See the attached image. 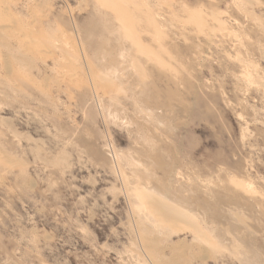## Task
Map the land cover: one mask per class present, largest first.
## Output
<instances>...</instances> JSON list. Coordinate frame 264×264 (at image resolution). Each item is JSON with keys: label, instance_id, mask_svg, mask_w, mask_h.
<instances>
[{"label": "rangeland", "instance_id": "374dc122", "mask_svg": "<svg viewBox=\"0 0 264 264\" xmlns=\"http://www.w3.org/2000/svg\"><path fill=\"white\" fill-rule=\"evenodd\" d=\"M0 1L8 5L0 26L14 27L0 33V264H264V0L128 2V24L152 58L147 81L166 59L176 81L168 74L157 85L183 95L168 115L161 97L171 126H157L159 135L136 112L132 91L115 104L98 79L110 63L100 60L102 32L113 45L108 30L120 25L112 11L94 10L92 0ZM26 30L35 40L45 33V42L31 43L37 55L21 47ZM129 55L120 62L137 91ZM143 120L152 136L137 127ZM148 136L158 137L153 149ZM159 143L173 166L170 185L206 200L208 213L197 217L210 242L192 229L163 228L140 204L136 191L152 192L155 178L169 175L151 166L139 180L130 162L159 152Z\"/></svg>", "mask_w": 264, "mask_h": 264}, {"label": "bare ground", "instance_id": "6f19581e", "mask_svg": "<svg viewBox=\"0 0 264 264\" xmlns=\"http://www.w3.org/2000/svg\"><path fill=\"white\" fill-rule=\"evenodd\" d=\"M93 1V5H94V10H99L100 11V9H102L103 11L105 10V9H107V10H110V12L112 11L113 13H114V15H115V17H114V19L115 20H117L118 22H119V24L120 25H118V27L116 28V27H114V28H112V30H108L109 31V33H111L110 34V36L111 35H113V34H115L116 36H117V39H116V41L114 42L115 44H113V45H111V42H112V38L110 39L108 36H105V34H103L104 32H102V39H101V43H102V45L101 46H99V48H101V52L99 53V54H101V59L100 60H107L108 59V61L110 62H108L109 64H107V63H105V65H104V68H103V71H102V73H98V79L101 81V83L106 87V88H108V93H109V90L111 91V94L113 95H111L112 96V101L115 103V104H117L118 102V104H120V99L117 97V96H119L120 94H122V93H125L126 94V92H128V91H132L133 93H131V99L135 102V108H136V112H139L138 114L139 115H143V114H145L144 116H150L151 117V119H152V122L151 121H147V122H149L150 123V125L152 124V126H153V124H154V126H156V132H157V126L158 127H160V126H162L163 125V128H162V130L164 131V129L166 130L167 128H168V130H169V128H170V124H167L170 120L168 119H166V121H167V123L165 124V116L167 117V115H168V111L166 112V110L165 109H169V107L168 106H170V105H172V103H174V102H176L175 100H177V99H179V101H182V99H181V96L180 95H182L180 92H179V90L180 89H178V90H174L172 87H168V88H165V89H163L162 87H160V86H158L157 85V83H158V81H160V79H162L164 76L166 77L168 74V76H169V78H172L173 79V77H170L171 75H170V73H169V71L166 69L167 67H166V64H167V62L166 63H164L165 61L164 60H166V59H161L160 58V56L159 55H157L161 60H163V64H162V62L160 63L159 62V59L157 60L158 61V63L156 64V62L154 61L156 58H154V60H153V63L155 62V64H154V67H151L150 68V71H149V73H151L152 74V82L151 83H149L148 81H147V76L145 75L146 74V69L148 68L147 66H149V65H151V63H152V61H151V59L148 57L149 55H148V53H147V55L148 56H146L145 54V50H147L146 52H148V49H144V45L141 47V46H138V44H140V38L139 37H141V35L138 37V35L135 33L136 31H135V29L134 28H132L129 24H128V20H127V18L128 17H130V15H129V7H128V2H129V5H131V4H133L134 6L135 5H138V6H140V4H141V2H140V4H138L139 2L138 1H136V0H95V2H94V0H92ZM31 2V1H30ZM9 4V3H8ZM7 4H5V3H3V2H1L0 1V11L1 10H6V8H8V5L6 6ZM11 5V4H10ZM30 6V5H29ZM105 8V9H104ZM8 11V10H7ZM99 11H98V13H99ZM94 12H96V11H94ZM102 12V11H101ZM106 11H104V13H105ZM8 13V12H7ZM107 14V13H106ZM104 15V14H103ZM108 15V14H107ZM4 16V15H3ZM6 16V15H5ZM10 16V15H9ZM105 16V15H104ZM103 16V17H104ZM8 17V16H7ZM108 17V16H107ZM28 18V17H27ZM4 19V18H3ZM3 19H2V21H3ZM103 19H105V18H103ZM111 19V18H110ZM110 22V21H109ZM95 23V22H94ZM15 24H16V21H15ZM23 26H24V24H23ZM105 25H103V27H104ZM107 26V25H106ZM1 28H0V33L3 35L4 33L6 34V33H8L9 31H11V30H14V27L13 28H11V29H9V28H6V27H3L2 25L0 26ZM21 28H23V27H20V29ZM102 28V27H101ZM24 29V28H23ZM22 29V30H23ZM90 29V28H89ZM100 30V29H99ZM104 30V29H103ZM43 31H44V29H43ZM46 31V30H45ZM44 31V32H45ZM106 32H108L107 31V29L105 30ZM19 32H21V31H19ZM49 32V31H48ZM56 32H57V30H56ZM91 32V31H90ZM46 33V32H45ZM44 33V34H45ZM53 33V32H52ZM58 33V32H57ZM92 33V32H91ZM91 33H88V34H91ZM98 33V32H97ZM43 34V35H44ZM55 34V33H54ZM2 35H0V42H3V40L5 41V39L4 38H2ZM21 35H23L24 36V38H23V36H22V38L23 39H20V44H21V47H23V50H24V53H26V54H36L37 55V53H38V51H37V49H35V48H33V46H31V43L32 42H34V40H35V38H34V32H32V31H30V30H26L25 32L23 31V32H21ZM42 35V36H43ZM46 35H48V34H46ZM93 36H96V35H94V33L92 34ZM42 36H38V37H41L42 39L44 38V37H42ZM38 37H37V39L35 40V42L37 41V42H39V43H43L42 42V40H38ZM54 37V36H53ZM40 38V39H41ZM45 39V38H44ZM44 39H43V41H44ZM48 39H49V37H48ZM51 39H52V37H51ZM47 40V39H46ZM55 40V39H54ZM41 41V42H40ZM53 41V40H52ZM126 41H130V46H129V49H125V47H124V44H125V42ZM142 41V40H141ZM36 42V43H37ZM45 42V41H44ZM46 42H48V41H46ZM4 43V42H3ZM17 43V42H16ZM56 43V42H55ZM34 44V43H33ZM48 46H49V43H46ZM39 45V44H38ZM116 45V46H115ZM127 45V44H126ZM0 46H2V45H0ZM35 46H36V44H35ZM41 46V45H40ZM51 46H52V44H51ZM60 46V45H59ZM41 49H42V47H40ZM50 48V47H49ZM134 48V49H133ZM42 50H44V48L42 49ZM132 50H134V52H132V53H130ZM99 52V51H98ZM127 52L130 54H127ZM151 53H152V51H151ZM150 53V54H151ZM126 55H129V56H131V62H132V66L135 68V73H133L134 72V69H133V74H134V76L136 77V80H135V78H134V80L135 81H137L136 83H138L139 85H140V89H137V91H135L134 90V88L133 87H131L132 85H131V83H132V80H128V77H131V76H129L128 75V73H127V70H128V67H124V66H122V63L120 62V58L121 57H123L124 59H126L127 58V56ZM152 55H154V54H152ZM21 57V56H20ZM99 57V56H98ZM156 57V56H155ZM157 57V58H158ZM43 58V57H42ZM129 58V57H128ZM164 58V57H163ZM146 59V60H145ZM12 60V59H11ZM14 61V60H13ZM124 61V60H123ZM127 61H129V60H127ZM150 62L151 61V63L150 64H148V63H146V62ZM25 62V61H24ZM26 63V62H25ZM127 63V62H126ZM126 63H123V64H126ZM146 64H148L147 66H146ZM5 65H7L6 64V62H5ZM10 65V64H9ZM129 66V65H128ZM7 67V66H6ZM9 68V67H8ZM12 68V70H11V72L13 71V67H11ZM132 68V67H131ZM171 68V67H170ZM7 69V68H6ZM130 70V69H129ZM128 70V71H129ZM132 70V69H131ZM148 70V69H147ZM166 70H167V72H166ZM173 70V69H172ZM121 71V74L119 73L118 75L119 76H116L117 75V73L118 72H120ZM171 71V70H170ZM20 72V71H19ZM22 72V71H21ZM147 73H148V71H147ZM128 76V77H127ZM149 76V75H148ZM133 78V77H132ZM167 78V77H166ZM177 79V78H176ZM148 80H149V78H148ZM163 80V79H162ZM174 81H176L175 79H173ZM173 80H172V82H173ZM150 81V80H149ZM178 81V80H177ZM165 82H168L169 83V81H165ZM174 83V82H173ZM170 84V83H169ZM175 84V83H174ZM186 84V83H185ZM167 86H169L168 84H167ZM176 86V85H175ZM175 86H174V88H175ZM177 87V86H176ZM179 87V86H178ZM134 90V91H133ZM186 91V90H185ZM180 93V94H179ZM106 96V95H105ZM183 96V95H182ZM161 97H164V98H166V100H165V103H166V107H164V112L165 113H167V115L165 114V115H163L164 114V112L162 113L161 111H163V110H161L162 108H161V104L162 105H164V103H162L161 101H160V99H161ZM109 98V97H108ZM183 98H185V97H183ZM123 99V98H122ZM128 99V98H127ZM126 99V100H127ZM130 99V98H129ZM109 100V99H108ZM107 100V101H108ZM125 100V99H124ZM184 100V99H183ZM177 103V102H176ZM183 103V102H182ZM112 105H113V103H112ZM111 105V106H112ZM160 105V111L158 110L159 109V107L158 108H156L157 106H159ZM185 105H186V103H185ZM124 106V105H123ZM106 107V106H105ZM116 107H117V105H116ZM153 107H155V108H153ZM112 108H110V110H111ZM118 109V108H117ZM116 109V110H117ZM171 109V108H170ZM178 109V108H177ZM176 109V110H177ZM119 110V109H118ZM117 110V111H118ZM157 110H158V112H157ZM171 110H173V111H171ZM170 111H171V113L174 115V111H175V109H171ZM122 111V110H121ZM184 111V110H183ZM109 112V111H108ZM119 113H120V111H118ZM159 112H161L162 113V115L159 113ZM109 113H111V112H109ZM178 113V112H177ZM111 115H113V112L111 113ZM121 115V114H120ZM119 115V116H120ZM117 116V115H116ZM176 116V115H175ZM143 117V116H142ZM170 117H171V115H170ZM113 118H114V116H113ZM120 118V117H119ZM118 118V119H119ZM123 118V117H122ZM130 118V117H129ZM127 118L129 121H130V119L132 118ZM182 118H183V116H182ZM127 119H126V121H127ZM171 119V118H170ZM114 120V119H113ZM131 120H133V119H131ZM134 120H135V118H134ZM133 120V121H134ZM142 120V119H141ZM149 120V119H148ZM173 120V118L171 119V121ZM175 120V119H174ZM178 120V119H177ZM181 120V119H180ZM123 122V121H122ZM132 122V121H131ZM139 122V121H138ZM143 122H145V124L144 125H140L139 123H137V124H139V125H137V127L138 126H140V127H142V126H144V128L143 129H145V131L147 132V134H148V131H150V130H148V123L146 122V121H144L143 120ZM179 121H177V123H178ZM129 123V122H128ZM134 123V122H133ZM170 123H172V122H170ZM174 123V122H173ZM123 124V123H122ZM127 124V123H126ZM124 125V124H123ZM130 125V124H129ZM147 126V127H146ZM151 126V128H152V130H153V127ZM172 126H173V124H172ZM146 127V128H145ZM174 127V126H173ZM175 127H176V125H175ZM150 128V127H149ZM140 129V128H139ZM158 129H160V128H158ZM171 129H173V128H171ZM141 130V129H140ZM139 130V131H140ZM161 130V129H160ZM131 131V130H130ZM167 131V130H166ZM142 132V131H141ZM153 132V131H152ZM151 132V133H152ZM159 132V131H158ZM158 132H157V134H158ZM151 133L150 134H148V135H151ZM155 133V132H154ZM153 133V134H154ZM162 133V132H161ZM160 133V135H162ZM143 134H145V133H143ZM142 134V135H143ZM147 134H145V135H147ZM164 134H166L165 132H164ZM144 135V137L146 138V136ZM159 135V134H158ZM138 136V135H137ZM137 136L135 137V138H137ZM152 136V135H151ZM164 136V135H163ZM148 137H150V136H148ZM155 137H156V135H155ZM155 137L153 136V139L150 137V138H148L149 140H146L147 141V144H146V142L144 141V143L146 144V147H147V145H149L150 147H152V149L153 148H155V144L157 145V143H158V141L155 139ZM139 138H141L140 136H139ZM161 138H163V137H161ZM147 139V138H146ZM164 139V138H163ZM163 139H160V140H163ZM137 140H139V139H137ZM143 139L141 138V141H142ZM154 140H156V141H154ZM165 140V139H164ZM163 140V142H165ZM169 140L167 139V141L166 142H168ZM138 142H140V141H138ZM143 143V142H142ZM170 143V142H169ZM138 144H140V143H138ZM141 146H143L142 144H140ZM167 145H169V144H166L165 143V146H167ZM159 147L161 146V144L159 143V145H158ZM170 146V145H169ZM138 148H139V146H137ZM137 147H135V148H137ZM145 147V146H144ZM162 147V146H161ZM110 148V147H109ZM114 148V147H113ZM141 148V147H140ZM169 148V147H168ZM141 149H143V148H141ZM141 149L138 151V152H141ZM150 149V148H149ZM116 149H114V152L116 153L117 151H115ZM145 150V149H144ZM146 150H147V148H146ZM145 150V151H146ZM166 148L164 147H162V148H158V151L159 152H157V153H155L154 155L153 154H151V153H145L144 155H146V160H140V158L139 159H137L136 160V157H133V159H134V161H135V163H134V161L133 160H131V162H133V164L130 162V164L132 165V167H133V170H131V172L133 173V172H137V174L135 175L136 177H139V176H137V175H141V177L145 174H147V172H151V171H149V170H151L150 169V167L151 166H153V167H155V168H159V169H161L160 171L162 172V170L164 171L163 172V174L165 175V173H166V175H169V177L167 178V177H163V179H156L155 178V182H156V187L157 188H154L153 190H152V188L155 186L154 184L155 183H153V181H151L152 183H153V185L154 186H152V188H151V191L152 192H150L149 190H147V189H144V193H143V191H142V189L141 190H138V191H136V193H137V197H138V199H139V201H141L140 202V204H142V205H144L145 207H146V209L147 210H149V211H146L147 213H149V214H151V215H153L154 217H156V220H157V222H158V224L159 225H161V226H164L163 228H170L171 230H190V229H192V231H194L196 234L195 235H198V237L200 238V239H203L204 238V240H206V242H210V240L213 238V237H211V238H206L205 239V234H204V231L202 230V227L204 226H202L201 225V222L199 221V219H198V217H197V212H201L202 211V213H204V214H206V212L208 213V211H206V209H208L209 207H207V208H205L206 206H207V203H205L206 202V200H204L203 198H201V197H199V195H198V193H197V195H198V197H196L197 195H196V192L194 191L193 192V194H195L196 196H193V195H189L188 193V195L186 194V193H184V188H175V186L173 187V186H171L170 185V183H171V181H173V178H172V175H171V172L173 171V169L171 170V168H173V166L170 168L169 166H168V163L163 159L164 157H163V152L165 151L166 152ZM173 150V149H172ZM110 151V150H109ZM131 151H133V149L131 150ZM153 151V150H152ZM168 151V150H167ZM113 152V151H112ZM134 152V151H133ZM149 152V151H148ZM164 152V153H165ZM169 152V151H168ZM170 152H171V150H170ZM111 153V152H110ZM129 154H130V152H128ZM112 154V153H111ZM116 154H118V152L116 153ZM124 154V153H123ZM131 154H132V152H131ZM136 155H138L137 154V151H136V153H135ZM128 155V154H127ZM134 155V154H133ZM136 155H134V156H136ZM139 155H140V157H142L143 158V155H141L140 153H139ZM118 156H120V155H118ZM124 156H126L125 154H124ZM129 156V155H128ZM131 157V156H130ZM113 158V157H112ZM124 158V157H123ZM125 158H127V157H125ZM131 159H132V157H131ZM114 160V159H113ZM115 160H116V158H115ZM127 160H129L128 158H127ZM117 161V160H116ZM115 161V162H116ZM126 161V160H125ZM118 162V161H117ZM128 163H129V161H128ZM114 164V163H113ZM171 164V163H170ZM129 165V164H128ZM118 166H119V164H118ZM132 167H130L131 169H132ZM128 168V167H127ZM129 168V169H130ZM122 169V168H121ZM158 169V170H159ZM153 170V169H152ZM126 171V170H125ZM159 171V172H160ZM121 172V171H120ZM119 172V173H120ZM127 172V171H126ZM129 172V171H128ZM135 174V173H134ZM152 174V173H151ZM125 175V174H124ZM128 175V174H127ZM130 175H133V174H130ZM148 175V174H147ZM119 176V175H118ZM122 176V175H121ZM157 176V175H156ZM181 176V175H180ZM120 177V176H119ZM141 177H139V180H140V178ZM146 177V176H145ZM149 177V176H148ZM148 177H147V180H149L148 179ZM132 178V177H131ZM154 178V177H153ZM121 179H123V178H121ZM126 179V178H125ZM128 179V178H127ZM138 179V178H137ZM143 180H144V178H143ZM146 180V179H145ZM151 180V179H150ZM158 182H157V181ZM125 181V180H124ZM128 181V180H127ZM127 181H125V182H127ZM133 181V180H132ZM142 181V180H141ZM140 181V182H141ZM176 180H174V182H175ZM179 181V180H178ZM134 182H135V180H134ZM150 182V183H151ZM143 183V182H142ZM146 183V182H145ZM149 183V182H148ZM151 183V184H152ZM178 183H180V182H178ZM129 184V183H128ZM151 184H150V186H151ZM125 185V184H124ZM147 184H145L144 186H146ZM149 185V184H148ZM130 186V185H129ZM140 187V186H139ZM148 187V186H147ZM130 188H131V186H130ZM146 188V187H145ZM150 188V187H149ZM192 188V187H191ZM239 188V187H238ZM129 189V188H128ZM136 190L138 189V188H135ZM140 189V188H139ZM190 189V188H189ZM155 190V191H154ZM195 190V189H194ZM154 191V192H153ZM192 191V190H191ZM190 191V192H191ZM236 191V190H235ZM186 192H188V190H186ZM237 192V191H236ZM236 192H234L235 194H236ZM135 193V192H134ZM192 193V192H191ZM200 194H203V193H201V191H200ZM202 197H204L203 195H202ZM138 201V200H137ZM205 203V204H204ZM135 205H137V204H135ZM141 205V206H142ZM205 207H204V206ZM203 206V207H202ZM142 209H145L144 207H142ZM201 210V211H200ZM217 210V209H216ZM140 212V211H139ZM138 212V213H139ZM141 214V213H140ZM148 214V215H149ZM211 215V214H210ZM199 217H200V215H199ZM202 217V216H201ZM206 217V216H205ZM145 218V217H144ZM204 219V218H203ZM203 219L201 220L202 222H203ZM212 219V218H211ZM205 220H207L206 218H205ZM204 220V221H205ZM216 220V219H215ZM149 222V221H148ZM206 223V222H205ZM147 224V223H146ZM214 225V224H213ZM145 226V225H144ZM149 226V225H148ZM151 226V225H150ZM157 226V225H156ZM207 226V225H206ZM205 226V227H206ZM143 227V226H142ZM154 227V226H153ZM158 227V226H157ZM211 227H212V225H211ZM156 228V227H155ZM167 228V229H168ZM189 228V229H188ZM156 229H158V228H156ZM226 229H228V228H226ZM210 230H212V229H210ZM218 230V229H217ZM191 231V230H190ZM215 231V230H214ZM141 232H143V236H144V238H146L147 240H148V238L150 237L149 236V233H148V230L147 229H142L141 230ZM159 232H161V231H159ZM179 232V231H178ZM207 231H205V233H206ZM140 233V232H139ZM210 233V232H209ZM212 233V232H211ZM221 233V232H220ZM215 235L217 234V233H214ZM232 234V233H231ZM156 235V234H155ZM154 235V236H155ZM209 235V234H208ZM142 236V237H143ZM213 236V235H212ZM222 237V233H221V235H218V237ZM214 237H216V236H214ZM224 237V236H223ZM217 238V237H216ZM235 238V237H234ZM151 239V238H150ZM214 239V238H213ZM218 239V238H217ZM222 239H224V238H222ZM228 238H226V240H227ZM233 240H235V239H233ZM198 241V240H197ZM203 241V240H202ZM215 241V240H214ZM231 241V240H230ZM236 241L237 240H235V242L234 243H236ZM145 242V241H144ZM232 242V241H231ZM146 243V242H145ZM213 243V242H212ZM216 244H217V242H215ZM215 243H213V244H215ZM221 243H223V242H221ZM227 243V242H226ZM230 243V242H229ZM207 244V243H206ZM213 244H211V245H213ZM215 244V245H216ZM220 244V243H219ZM208 245H210L209 243H208ZM211 245H210V247H211ZM215 245H213V246H215ZM225 245H227V244H225ZM232 245H234V244H232ZM207 246V245H206ZM212 246V247H213ZM217 246V245H216ZM215 246V248H217ZM222 246V245H221ZM220 246V247H221ZM234 246H236V248L238 247L236 244L234 245ZM209 247V248H210ZM231 248H232V246H230ZM225 248V247H224ZM234 248V247H233ZM232 248V249H233ZM240 248H242L241 246H240ZM240 248L237 250L238 252L240 251ZM152 249V248H151ZM211 249V248H210ZM213 249V248H212ZM219 249H223L222 247L221 248H219ZM226 249V248H225ZM224 249V250H225ZM234 251H236L235 249H233ZM242 250V249H241ZM232 251V250H231ZM237 251L235 252V254L237 253ZM150 252V251H149ZM214 252V251H213ZM238 254H240V253H238ZM248 255V254H247ZM148 256V255H147ZM151 256H153V255H151ZM245 256V255H244ZM240 257V256H239ZM154 258H155V256H154ZM242 258V257H241ZM147 259V258H146ZM150 259V258H149ZM151 259H153V257L151 258ZM157 259V258H156ZM243 261H245L244 259H243ZM247 261V263H249L248 262V259L246 260ZM158 262V261H157ZM150 264V263H149Z\"/></svg>", "mask_w": 264, "mask_h": 264}]
</instances>
